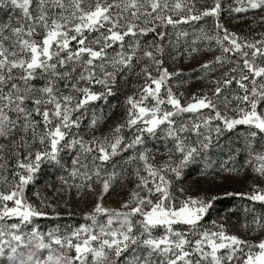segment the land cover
Wrapping results in <instances>:
<instances>
[{"label": "snow or ice", "instance_id": "obj_1", "mask_svg": "<svg viewBox=\"0 0 264 264\" xmlns=\"http://www.w3.org/2000/svg\"><path fill=\"white\" fill-rule=\"evenodd\" d=\"M198 3L0 0V11L7 13L0 20V264H264V239L250 242L228 233L224 224L215 230L202 227L214 197L185 195L180 189L177 204L173 194V180L183 168L197 157L207 160L214 141L238 125L246 128L230 159L241 151L245 158L221 167L237 174L250 167L264 178V33L249 39L229 31L220 19L225 11L264 12V0ZM209 19L211 30L198 23ZM185 26L192 29L190 41ZM182 37L183 48H178ZM166 43L190 57L202 46L218 48L219 54L198 71L227 70L210 76L215 86L209 91L193 93L182 103L170 86L178 73L164 66ZM138 64L143 66L135 75L143 83L138 94L126 96L123 123L99 134L103 117L94 102L107 101ZM82 128L93 135L85 139ZM124 129L132 135H124ZM159 138L168 153L161 165L151 162L147 147L149 139ZM64 150L75 153L69 177L78 193L95 191L100 183V199L85 213V223L44 232L35 221L49 216L52 206L43 199L33 204L25 188L43 160L60 164ZM129 152L125 162H138L139 192L118 209L107 207L103 195L122 178L123 169L106 165ZM237 195L264 204L259 184ZM52 215L60 213L53 208ZM253 224V230L264 229V214Z\"/></svg>", "mask_w": 264, "mask_h": 264}, {"label": "rangeland", "instance_id": "obj_2", "mask_svg": "<svg viewBox=\"0 0 264 264\" xmlns=\"http://www.w3.org/2000/svg\"><path fill=\"white\" fill-rule=\"evenodd\" d=\"M88 2H91V0H85V3ZM203 2L204 0H199L197 7L202 6ZM6 19L7 13L0 11V20ZM220 19L229 31L236 32L249 39H258L259 34L264 33V12L259 10H250L246 13L225 11ZM198 23L206 30H211L214 22L209 19ZM185 28L190 33V41L192 29L188 26H185ZM168 31L175 40V33L172 32L171 28ZM151 38V34H149L146 39L150 42ZM183 45L184 38L182 37L178 48H183ZM177 50L171 44H165L164 66L168 68L169 72L178 73L177 76L171 79L170 86L180 96L182 103L188 102L193 93L199 94L209 91L215 86L208 82L210 76L218 77L227 70V67H218L217 71L210 75H203L198 71L200 64L219 54L218 48L209 50L202 46L200 52L194 54V57L183 53L178 55ZM142 66V64L134 66L127 75V79L119 82V88L114 91L112 96L108 97L107 101L94 102L97 116L102 115L103 117L97 126L99 134H107L117 123H123L126 112L125 98L134 92L138 94V86L143 83V77L135 75ZM96 87L99 89L98 85ZM89 114H91V110ZM84 123L87 124V120ZM245 128L244 125H238L233 131H226L219 141H214L213 146L207 152V160L197 157L195 161L184 167L181 176L173 180L172 190L177 198V204L182 198L180 189H184L185 195L215 198L212 200V207L206 215V219L202 221V227L215 230L216 225L224 224L228 233L236 234L250 242H258L260 239H264V229L253 230L255 228L253 219L264 214V207L257 206L253 202L244 199L230 200L224 197L234 193H249L253 184L264 186V178L259 177L250 167H246L239 174L224 171L221 167L222 164L224 167H231L234 161L239 165L244 160L246 154L243 151L234 160L230 159V156L231 149L237 147L240 143L241 133ZM81 134L85 139H88L93 135V132L82 128ZM124 135L131 136L132 132L124 129ZM192 139H195V137L193 136ZM3 142V140H0V143ZM164 143L165 141L162 138L149 139L147 147L150 149V158L154 157L151 160L152 163L161 165L167 159L168 153L164 148ZM74 154L68 150L62 151L60 153V164L43 160L34 180L25 188V195L30 202L40 205L41 199H43L45 204L52 206L47 208L50 213L49 216L37 218L35 221L44 232L55 225H59L63 229L65 225L78 226L80 223H85V213L89 212L100 199L102 190L100 183L94 185L95 191L83 189L79 190V193L72 183L69 172L72 167L71 156ZM128 155H131V153L118 154L112 158L110 164L106 165L109 170H111L113 164L117 165L119 169H123L122 178L114 181L109 191L103 195L102 203L107 207L118 209L133 191L139 192V189L136 188L137 177L135 175L138 162L126 163ZM12 163L14 164L15 161L13 160ZM140 167L143 173V167ZM11 170L9 169V172ZM65 180L69 182L65 183ZM36 193H39V196ZM228 199L230 200L229 204L226 206L222 204ZM53 208L60 213L58 218L52 215ZM72 215L81 216V221L73 218L61 219V217ZM213 221H215V225H213ZM245 225L248 227L246 228ZM159 231L162 232L163 229Z\"/></svg>", "mask_w": 264, "mask_h": 264}, {"label": "trees", "instance_id": "obj_3", "mask_svg": "<svg viewBox=\"0 0 264 264\" xmlns=\"http://www.w3.org/2000/svg\"><path fill=\"white\" fill-rule=\"evenodd\" d=\"M224 197H227V198H229L230 200H237V199H244V200H247V201H249V202H253V201H251V200H249L246 196H243V195H237V193L235 194H232V195H229V196H224ZM227 200V201H225V202H222V204H224L225 206L227 205V204H229L230 203V200ZM254 204H256L257 206H260V207H264V204H262V203H260V202H253ZM64 219V218H73V219H76L77 221H81V216H79V215H72V216H69V217H61V219ZM204 219H206V216L204 217ZM203 219V220H204Z\"/></svg>", "mask_w": 264, "mask_h": 264}]
</instances>
